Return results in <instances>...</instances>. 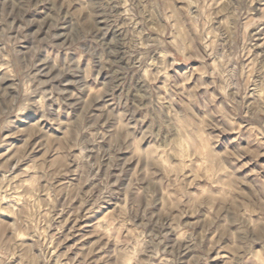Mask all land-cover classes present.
Segmentation results:
<instances>
[{
	"label": "rangeland",
	"instance_id": "374dc122",
	"mask_svg": "<svg viewBox=\"0 0 264 264\" xmlns=\"http://www.w3.org/2000/svg\"><path fill=\"white\" fill-rule=\"evenodd\" d=\"M0 264H264V0H0Z\"/></svg>",
	"mask_w": 264,
	"mask_h": 264
}]
</instances>
